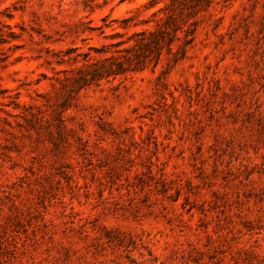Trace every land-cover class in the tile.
<instances>
[{"label": "rangeland", "instance_id": "1", "mask_svg": "<svg viewBox=\"0 0 264 264\" xmlns=\"http://www.w3.org/2000/svg\"><path fill=\"white\" fill-rule=\"evenodd\" d=\"M0 264H264V0H0Z\"/></svg>", "mask_w": 264, "mask_h": 264}, {"label": "trees", "instance_id": "2", "mask_svg": "<svg viewBox=\"0 0 264 264\" xmlns=\"http://www.w3.org/2000/svg\"><path fill=\"white\" fill-rule=\"evenodd\" d=\"M153 4V3H150ZM107 17L103 18L106 21ZM133 18L121 20L123 28L129 27V22ZM170 23H157L153 30H141L133 32L124 42L133 43L125 48L117 49V55L105 58L103 61L90 62L89 54L84 55L86 64L75 79L76 86L82 88L92 83L98 82L110 76L123 75L129 71H140L149 64L156 65L160 60L164 48L168 53H173L172 43L176 40V30L171 32ZM116 35H122L116 33ZM176 54V52H175Z\"/></svg>", "mask_w": 264, "mask_h": 264}]
</instances>
